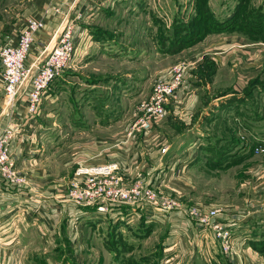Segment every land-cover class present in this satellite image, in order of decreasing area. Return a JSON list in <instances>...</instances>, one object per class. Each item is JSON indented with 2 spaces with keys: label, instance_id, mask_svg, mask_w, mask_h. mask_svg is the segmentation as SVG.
Listing matches in <instances>:
<instances>
[{
  "label": "rangeland",
  "instance_id": "rangeland-1",
  "mask_svg": "<svg viewBox=\"0 0 264 264\" xmlns=\"http://www.w3.org/2000/svg\"><path fill=\"white\" fill-rule=\"evenodd\" d=\"M33 1L0 0V50L9 40L7 33L20 27V18H39L32 12ZM114 1L115 7H101L90 24L77 65L66 68L42 100L32 133L40 143L36 167L46 173L32 176L21 171L25 186L65 192L80 164H117L120 185L143 182L159 198L177 201L178 208L217 209L221 221L234 223L232 249L225 253L211 229L181 211L161 213L143 207L142 217L139 210H125L110 220L66 200L82 210L83 234L80 230V236L69 239L64 219L61 235L53 242L45 222L39 225L36 220L27 231L15 233L14 243L20 241L23 251L14 248L9 253L14 246L3 243L8 234L0 236V264L10 259L11 264H264V146L255 151L264 137V65L236 93L231 84L243 71L224 66V60L218 69L202 55L211 47L222 55V48L244 41L264 47V0ZM99 42V47L93 46ZM179 62L191 67L187 84L197 94L199 90L197 101L175 103L178 96L149 130L132 132L134 112L151 95L160 71ZM1 97L7 105L4 91ZM214 97L220 101L212 103ZM256 119L260 125L253 122ZM124 128L121 139L115 133ZM197 128L203 136L196 140L187 166H174L179 165L175 159L173 166L164 165L171 144L176 145V156L192 152L184 148L197 138L191 134ZM139 136L150 139L148 148L155 147L148 150L151 156L156 152L148 162L151 168L144 167L149 155L140 168L135 166ZM101 142L117 154L96 162ZM127 173L137 176L128 178ZM34 199L36 209L47 217L51 208L40 197ZM10 234L6 240L13 239L14 230Z\"/></svg>",
  "mask_w": 264,
  "mask_h": 264
},
{
  "label": "built area",
  "instance_id": "built-area-1",
  "mask_svg": "<svg viewBox=\"0 0 264 264\" xmlns=\"http://www.w3.org/2000/svg\"><path fill=\"white\" fill-rule=\"evenodd\" d=\"M73 4L74 2L71 5ZM82 16L80 13L71 18L65 14L52 36V39L57 37L55 43L50 45L51 39L38 52L37 40L45 27V22L42 17H30L16 39L9 38L0 50V77L7 98V108L18 110L17 99L22 90L27 95L25 109L21 112L19 122L10 123L0 130V192L6 189L21 191L20 189L25 186L26 176L20 172L13 157L12 143L22 132V124L32 122L40 114L42 100L49 93L52 83L66 68L71 67L76 53V37L81 32L77 20ZM33 55L36 57L32 60ZM190 70L189 64L179 62L172 66L171 77L168 80L154 83L149 98L142 100L134 112L132 132L147 131L154 123L165 117L168 103L178 96V90L187 83ZM261 149V146H258L255 151L258 153ZM118 168L117 164H80L65 200L110 219L124 215L126 209L139 210L136 212L142 217L140 209L143 207H150L161 213L181 211L191 221L195 219L200 226L211 229L221 240L223 251L230 252L235 239L232 228L234 223L221 221L217 209L202 211L201 207L178 208L177 201H171L168 197L159 198L155 195L153 187L150 188L142 184L143 182L128 186L120 185L121 177L115 174ZM28 202L37 204L32 199H28ZM28 210L26 214L39 211L36 206H29ZM50 214L46 213L48 218Z\"/></svg>",
  "mask_w": 264,
  "mask_h": 264
},
{
  "label": "crops",
  "instance_id": "crops-1",
  "mask_svg": "<svg viewBox=\"0 0 264 264\" xmlns=\"http://www.w3.org/2000/svg\"><path fill=\"white\" fill-rule=\"evenodd\" d=\"M73 2L74 4L71 5ZM116 3L117 2L114 0L111 2L109 0H75V1L74 0H34L31 4L32 12L35 14L34 16L37 15L39 18L42 17L45 22V27L42 29V31L39 33V36H38L36 52H38L39 50H42L51 41L54 32L59 27L65 14H67L68 16L72 18L81 13L83 16L77 20V23L79 25L78 28L80 27L81 32H80V35L76 37V41H75L76 42V54L72 62L74 63L73 65H75V63L77 62L79 49L85 39V33H87L92 21L98 17L97 15L99 14L98 12L100 8L107 6V5L113 8L115 7ZM71 6H72V9H70ZM57 9H59L60 11L58 12ZM24 11H25L24 17H26L28 15V10L25 9ZM26 19L27 18H24V19L20 18V20L22 21V23L20 22L21 24L19 23L20 27H15V30H13L10 33H7V35L10 37H6V38L16 39V37L19 35L18 31L20 32L21 29L25 27L27 20H28ZM56 39L57 37H54V39H52V41L50 42V45L55 43ZM87 42H86V45H87ZM100 44L101 42L97 44L95 43L93 46L99 47ZM237 45L238 46L228 45L225 48H222L220 51L222 55H219V52L217 51L216 52L213 51L212 47L208 48L206 52H202L203 53L202 55H207L206 60H208L211 66L216 67L218 69L226 66L227 64L232 67H238L240 70H242L243 72L241 74L238 73L237 80L231 84L232 89H234L236 93H240L241 90H243L245 86L250 82L251 78L252 77L254 78V76H256L257 74L261 72L260 67L264 65V47H262L261 44H258V43H249L245 41L237 43ZM149 46L150 45H148L147 47ZM151 47L155 48L154 45H152ZM109 48H113L112 45H110ZM115 51H118V50H115ZM224 55H225V58H224ZM35 57L36 55H33L31 59L33 60V58ZM223 60L225 62V65L222 64ZM200 63H202V59L200 60L199 65H201ZM171 68L172 67L169 66L168 69L166 68L164 70H161L160 73L158 74L159 78L155 82L159 80H168L171 77V73H170ZM68 69H71V68H68ZM251 73H253L254 75L252 74V76H250ZM187 83L178 90L177 93L179 97L178 96L177 97L179 99L176 98L175 100H178V101L175 103L186 101V99H188V101H193V102L197 101V95L199 97V90L197 94L196 89L193 88L191 90L190 87L188 86L189 83L188 84ZM2 95H3V83L0 80V130L8 126L10 123L16 124L19 122V120L22 117L21 112L24 111L25 109V102L27 99V95L25 94V91L22 90V92L20 93L17 99L18 100L17 101L18 110L14 111V110H9V108H7V106L4 103L3 97H1ZM225 98H221V99H225ZM215 100L217 103L220 101V100L217 101V99L214 97L211 100V102L216 103L214 102ZM168 106L169 105H167V107ZM38 121H39V117H36L35 119H33L32 122L27 121L26 124L25 123L22 124V132L19 133L18 137L15 139V141L12 143V146H11L12 154H13V157L16 159L18 168L20 172L21 171L25 172V175L30 174L32 176H37L38 174L46 173L44 171L41 172V169L36 167L37 160L36 158H34L35 155L36 156L39 155V152H40V143L37 140V138H34L33 136L34 133H32L33 123L35 122L38 123ZM253 122L255 124L258 123L257 119ZM260 124L261 123H258V125ZM251 128H255V126H251ZM125 131L126 129L124 128L122 130L117 131L115 135L117 137L121 136V139H123V137L126 134ZM194 132H195V135H198L197 138L195 139L194 142L192 141L193 143L186 145V147L184 148L185 152L190 151V150H192V152L190 151V153L186 155L176 156L178 155V154H175V152H177L176 145L171 144V147H170L171 150L169 151V154L166 156L165 163L163 162L164 165L166 164V162H167V165L171 164L174 161L173 159H175L176 162L179 163V165H174V166H178V167L187 166L188 159L191 157V153L194 154L195 152V148H194L195 145L199 143L198 141H201V138L203 136V132L201 130H198V128L194 129L191 134H194ZM24 134H29L31 136L30 137L31 140L30 141L24 140L23 139ZM261 140L262 141H260L256 145V147L261 146V148L263 149L264 137H262ZM150 142L151 141L149 138L144 137L143 139L139 136L138 141H137L139 145L137 148L138 158H135L137 159L135 162V166L137 168H140L143 165L146 155H149L148 150L155 148V147H151V148L147 147V145ZM121 145H127V144H121ZM183 146H184V143L178 144L179 149H182ZM99 148L101 151V157L97 156L99 160L97 158L95 160L96 162H102L101 160L107 157L112 159V157L109 155L117 154L116 149L111 148V146H109V148L112 150V152L108 153L110 149L107 150L106 143L101 142L99 144L97 148L98 153H99ZM155 153L156 152H154L152 156L151 155L148 156V161L144 163V167L147 165L149 168H151L148 165V162H150L151 159L155 157L154 156ZM157 155L161 156L162 154H160L159 152L157 153ZM173 164L171 165L173 166ZM167 167L169 168L170 166H167ZM143 168L141 169V171L143 170ZM161 169L164 170L163 168ZM139 171L133 172V174L139 173ZM127 175H128V178L137 176V175L132 176L131 173L130 174L127 173ZM128 178L126 179L129 180ZM20 190L21 191L16 190V189H9V190L6 189V190H1L0 192V223L3 224L0 227L1 229L0 236L8 234V236L4 237L5 240L3 243L8 245L7 247L14 246L13 250L9 251V253L15 252L14 248H17L16 249L17 251H23L21 250L22 247L18 244L20 243V241L14 243V241L16 240V235H17L15 233L17 231L21 233L22 230L23 232L27 231V229H29L31 225H34L36 223V220L39 222V225L42 221L45 222V225L49 228L50 233H52L51 235L53 238V242L54 241L57 242V240L59 239L57 237L61 235L62 222L65 220L68 225L69 239L74 240L77 238V236H80L81 231H82V234L85 232V229H86L84 226L85 222H83L85 218L82 217V213H81L82 210L80 209L76 210V207H72L68 203L65 202L66 201L65 194L67 191L63 192L62 189L56 188L54 191L42 192L34 188L31 189L30 186L29 187L24 186ZM35 196L40 197V199L44 200V202H46V204L51 208L52 213L50 215H53V218H51V216L50 218H47L45 215L43 214L41 215L39 211H36L33 213H27V214L25 213L26 211H29L28 210L29 206H38L37 204H32L28 202V199H31V198L33 200H36L34 199ZM83 209L88 211V209L86 208H83ZM83 212L84 214L86 213L85 211ZM75 220L78 222L77 224H78L79 231L75 229ZM6 226H8V228H6ZM13 230L15 234L14 236H12L13 239L6 240L8 239V237H11L10 233ZM44 230H46L47 232L46 227L44 228ZM13 261L14 260L10 259L8 261V264L13 263Z\"/></svg>",
  "mask_w": 264,
  "mask_h": 264
}]
</instances>
